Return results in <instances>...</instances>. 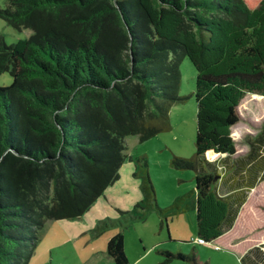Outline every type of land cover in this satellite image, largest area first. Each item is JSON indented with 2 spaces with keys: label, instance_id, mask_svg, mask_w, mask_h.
<instances>
[{
  "label": "trees",
  "instance_id": "1",
  "mask_svg": "<svg viewBox=\"0 0 264 264\" xmlns=\"http://www.w3.org/2000/svg\"><path fill=\"white\" fill-rule=\"evenodd\" d=\"M0 18L32 31L13 44L0 36V74L13 77L0 87V264H30L47 221L91 209L120 178L126 137L170 127L186 57L196 152L171 164L194 172L197 237L213 243L232 226L239 209L218 193L207 155L236 153L239 106L264 96V0H7ZM248 141L264 148V123ZM158 253L210 264L196 248ZM106 256L130 263L124 231Z\"/></svg>",
  "mask_w": 264,
  "mask_h": 264
},
{
  "label": "rangeland",
  "instance_id": "2",
  "mask_svg": "<svg viewBox=\"0 0 264 264\" xmlns=\"http://www.w3.org/2000/svg\"><path fill=\"white\" fill-rule=\"evenodd\" d=\"M6 2L0 0V8H4ZM31 34V30L17 29L0 18V36L8 44L26 39ZM181 72L179 91L185 100L172 106L170 127L143 142L137 136L126 137L127 159L132 158L136 165L135 174H130L134 180L144 179L148 189L142 184H132L134 186L121 189L109 200L101 196L93 205L96 206L94 211L86 217L89 222L92 218L97 219L91 227L84 228L76 223L66 226L61 220L47 221L39 231L30 264H115L105 254L109 239L119 231H124L125 249L131 263L143 255L136 264H163L164 257L158 253L159 249L190 253L196 248L200 258L210 264H221L223 258L229 264H242L237 256L227 252L237 251L229 250L219 242L196 243L194 172L176 169L171 164L173 155L192 157L196 152L197 103L194 90L197 71L188 57L181 64ZM12 82L9 72L0 74V87L10 86ZM239 112L241 119L233 126V136L237 149L242 152L264 123V96L246 95ZM214 155L208 154L207 158L214 159ZM121 181L124 183L123 179ZM258 202L264 205V181L252 193L249 208ZM101 219H107V222ZM262 221L261 216L254 214L249 222L260 224ZM167 264L190 263L175 260Z\"/></svg>",
  "mask_w": 264,
  "mask_h": 264
},
{
  "label": "crops",
  "instance_id": "3",
  "mask_svg": "<svg viewBox=\"0 0 264 264\" xmlns=\"http://www.w3.org/2000/svg\"><path fill=\"white\" fill-rule=\"evenodd\" d=\"M252 148L253 145L249 142V147L247 149L242 152L237 149L236 153L229 158L226 157V154L214 155L216 156L214 159H218L217 162L220 168V177L216 183L217 191L220 195L229 198L232 205V213H234L235 209H239L232 226L214 242H219L229 250L237 251V253L234 252L235 254L229 251L227 252L237 256V259H239L242 264H264V205L258 202L252 209L249 208L252 193L256 192L264 181V148L263 146L257 145L255 146V152H253ZM127 160L120 170V178L111 185L113 186L112 188L109 186L106 189L103 195L105 199L109 200L113 198L122 190L129 189L132 184L147 186L144 179L134 180L132 178L130 173L135 174L136 165L132 162V158ZM123 169H125L128 174L125 172L123 173ZM121 179L124 180V183H122ZM119 187L121 188L119 189ZM145 189L147 190L148 188L146 187ZM93 205L82 217L61 221H65L63 224L66 226L76 223L84 228L91 227L97 219L92 218L89 222L86 220V217H88V213L96 207ZM254 214L263 218L262 223L251 224V222H249ZM107 219H109V217ZM107 219H101V221L106 223ZM227 223H229V220ZM142 256L143 255H140V257L136 258V260H133L131 263V258L128 255L129 264H136L137 260ZM221 262H223L221 264H229L225 258H223Z\"/></svg>",
  "mask_w": 264,
  "mask_h": 264
},
{
  "label": "built area",
  "instance_id": "4",
  "mask_svg": "<svg viewBox=\"0 0 264 264\" xmlns=\"http://www.w3.org/2000/svg\"><path fill=\"white\" fill-rule=\"evenodd\" d=\"M196 243H199V244H211V243H206V242L204 241V239H202V238H197V239H196Z\"/></svg>",
  "mask_w": 264,
  "mask_h": 264
},
{
  "label": "water",
  "instance_id": "5",
  "mask_svg": "<svg viewBox=\"0 0 264 264\" xmlns=\"http://www.w3.org/2000/svg\"><path fill=\"white\" fill-rule=\"evenodd\" d=\"M215 153V152H214Z\"/></svg>",
  "mask_w": 264,
  "mask_h": 264
}]
</instances>
